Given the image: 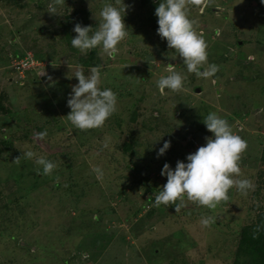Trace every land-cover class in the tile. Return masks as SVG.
I'll list each match as a JSON object with an SVG mask.
<instances>
[{
    "label": "rangeland",
    "instance_id": "374dc122",
    "mask_svg": "<svg viewBox=\"0 0 264 264\" xmlns=\"http://www.w3.org/2000/svg\"><path fill=\"white\" fill-rule=\"evenodd\" d=\"M52 2L0 0V264H233L242 228L264 210V3L188 5L207 43L200 71L218 66L205 78L188 72L157 34L163 0H123L127 36L114 58L95 48L88 68L82 62L91 50L81 54L71 44L75 24L82 20L91 35L105 4L122 6L65 0L49 14ZM30 60L33 70L14 69ZM97 65L116 111L102 127L81 131L67 119V100L76 71L89 76ZM169 67L183 87L161 94L157 82ZM212 112L247 142L233 178L253 188L247 195L231 188L215 209L187 200L179 212L154 206L167 182L163 165L175 169L206 145L212 133L203 122ZM165 141L170 147L157 157ZM26 151L36 156L27 159ZM40 156L56 165L50 175L36 164Z\"/></svg>",
    "mask_w": 264,
    "mask_h": 264
},
{
    "label": "clouds",
    "instance_id": "9594fccd",
    "mask_svg": "<svg viewBox=\"0 0 264 264\" xmlns=\"http://www.w3.org/2000/svg\"><path fill=\"white\" fill-rule=\"evenodd\" d=\"M203 0H163L155 9L158 18L157 34L167 41L169 49H173L186 65L188 72L205 78L212 77L217 71V65H209L203 72L200 68L207 63V43L202 33L194 28V21L188 18V5L200 4ZM264 3V0H261ZM65 0H53L48 5L49 14H57L56 7ZM122 8L105 4L100 11L101 22L97 31L92 33L90 26L75 24L73 31L76 36L71 44L81 54L101 47L103 53L114 58L118 52L117 45L127 36L126 26L121 15L125 14L126 5L123 0H115ZM216 34L219 35V29ZM101 66L91 68V74L85 76L82 69L76 71L78 83L72 87L67 100L70 112L68 121L74 128L86 131L102 127L105 121L116 111L117 98L111 89L99 87ZM167 76H162L157 87L161 94L165 89L179 92L183 87V77L174 68L169 67ZM206 129L212 133L206 137V145L200 146L194 153L187 155V162L177 161L175 169L165 163L161 169V176L167 177V182L155 194L154 206H174L179 212L185 206V200L199 206L215 209L221 202H227L228 191L236 187L242 194L247 195L253 185L248 179H234L240 176L239 161L241 154L247 149V142L240 136L233 134L228 122L216 113H209L203 122ZM42 139L44 133L38 134ZM170 147V141H165L159 148L157 157L165 154ZM27 159L36 154L33 151L23 153ZM19 164L20 157L15 158ZM36 164L42 166L43 174L50 175L56 165L40 156ZM39 171V170H38ZM98 178L102 176L99 168H93ZM179 202V203H178ZM203 226H210L212 217L202 218Z\"/></svg>",
    "mask_w": 264,
    "mask_h": 264
},
{
    "label": "trees",
    "instance_id": "16d2710c",
    "mask_svg": "<svg viewBox=\"0 0 264 264\" xmlns=\"http://www.w3.org/2000/svg\"><path fill=\"white\" fill-rule=\"evenodd\" d=\"M67 34L68 32L65 33L66 39L69 40ZM93 53L95 49L91 50L89 59L82 62L85 68L91 65ZM129 148V145L124 147L125 151ZM262 158L264 160V155ZM239 239L233 264H264V210L257 215L255 222L242 228Z\"/></svg>",
    "mask_w": 264,
    "mask_h": 264
},
{
    "label": "built area",
    "instance_id": "2783aa9c",
    "mask_svg": "<svg viewBox=\"0 0 264 264\" xmlns=\"http://www.w3.org/2000/svg\"><path fill=\"white\" fill-rule=\"evenodd\" d=\"M28 57H30V55H28ZM33 62H34L33 60H30L29 62H25V64L15 65L14 69L19 70V72L22 73H27L28 71L34 69V66L32 65ZM19 72H18V76H19Z\"/></svg>",
    "mask_w": 264,
    "mask_h": 264
}]
</instances>
